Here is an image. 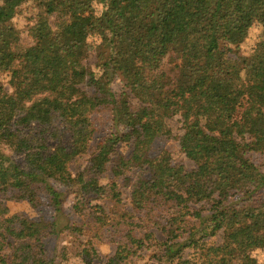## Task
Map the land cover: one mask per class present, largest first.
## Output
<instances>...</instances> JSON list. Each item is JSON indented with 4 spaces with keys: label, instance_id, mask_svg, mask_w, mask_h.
Listing matches in <instances>:
<instances>
[{
    "label": "trees",
    "instance_id": "16d2710c",
    "mask_svg": "<svg viewBox=\"0 0 264 264\" xmlns=\"http://www.w3.org/2000/svg\"><path fill=\"white\" fill-rule=\"evenodd\" d=\"M26 1L0 0V74H8L12 88L0 81V190L32 204L44 191L62 215L64 192L55 184L77 188V208L89 204L90 194L104 193L99 177L115 152L116 176L137 171L131 188L136 209L176 206L162 225L163 256L171 263L260 264L252 252L264 249V167L249 154L264 155V0H34L41 12L30 46L12 23ZM255 26L262 32L253 53L232 59ZM92 52L94 64L88 62ZM171 53L180 60L179 73L167 84L159 69ZM119 77L121 92L112 87ZM73 103L77 109L66 110ZM100 106L113 111L117 130L99 144L88 170L73 176L67 164L87 149L94 134L90 113ZM175 115L184 128L181 149L197 164L190 170L167 151L151 154L156 139L171 133L166 119ZM59 117L72 136L70 148L56 147L61 169L47 151V132ZM33 123L39 127L22 135L20 127ZM123 142L131 145L128 155L118 150ZM8 146L25 152L27 167L5 151ZM201 200L211 205L193 210L190 203ZM58 231L57 220L7 215L1 199L0 261L49 264L45 238ZM220 231V244H203V237ZM145 238L129 230L109 264ZM187 247L198 253L186 257Z\"/></svg>",
    "mask_w": 264,
    "mask_h": 264
},
{
    "label": "rangeland",
    "instance_id": "374dc122",
    "mask_svg": "<svg viewBox=\"0 0 264 264\" xmlns=\"http://www.w3.org/2000/svg\"><path fill=\"white\" fill-rule=\"evenodd\" d=\"M41 6L36 1H26L20 5L12 23L20 33L21 43L25 46L33 45L35 40L30 34L31 27L37 21V15L41 12ZM98 12L103 10L101 4H95ZM55 17H51L52 24ZM262 32L260 26L251 29L245 40L241 43L236 53H231L232 59L239 60L240 57H249L256 46L258 38ZM96 61V54L92 52L88 58L90 64ZM180 60L174 54H168L159 72L165 75L167 84L172 83L179 73ZM9 76L7 73L0 74V81L6 89L12 90L9 85ZM122 78H117L112 87L115 91L124 90ZM91 93L93 88H86ZM131 93L130 90H127ZM133 105L138 100L132 97ZM78 107V106H77ZM76 105L66 106V110L77 109ZM90 119L93 124L94 134L84 152L78 154L68 164V169L73 176L79 172L88 170L92 157L96 154L99 144L110 137L117 128L115 127L113 111L102 106L95 108L90 113ZM167 125L171 130L169 135L160 136L153 144L151 154L163 155L167 151L171 161L177 164H183L187 169H193L197 166L196 162L190 159L181 149L180 138L184 133L183 124L180 115H175L166 119ZM31 128L21 126V134L27 135L35 131L39 126L36 123L30 125ZM26 129V130H25ZM48 156L49 161L58 169L64 166L62 157L56 152L57 146L70 148L72 145V136L70 126L62 119L56 118L53 121L50 131H48ZM118 150L123 155L131 152V145L120 143ZM5 151L22 166L27 167L25 152L17 150L15 147H6ZM251 159L261 168L264 167V155L261 152H250ZM115 152L111 155V161L107 164V169L100 177L99 181L104 186L105 191L100 195L90 194L89 204H79L78 192L76 187H65L55 184L64 192L63 214L59 215L50 205L49 199L44 191H40L41 199L37 204H32L27 199L14 197L12 192L5 193L0 190V201L3 199V205L6 207L7 215L21 213L30 218H43L48 221L57 220L59 231L50 234L45 238L49 264H109L110 257L115 255L117 244L123 236L131 229H134L136 236L144 237L145 234L152 233L153 236H146L142 247L137 248L131 253H127L126 258L119 261L118 264H173L163 256L161 242L165 241L166 235L163 232L162 225L166 218L177 209L172 203L163 209V203H148L146 207L136 209L132 200L131 188L136 180V170L130 169L120 176L115 175L113 165L115 164ZM116 185H112L115 183ZM116 189V193L114 194ZM112 190V191H111ZM192 191L203 197L200 188L195 186ZM206 200L190 203L191 208H205ZM211 205V203H210ZM208 205V206H210ZM209 208V207H206ZM102 216V219L98 217ZM69 225L66 227V224ZM201 234V233H200ZM197 233V237L201 235ZM222 231L215 236L203 237V244H220L222 242ZM206 245V246H207ZM10 249H8V252ZM198 253L197 250L187 247L185 249L186 257H193ZM258 263L264 264V249L257 248L252 252ZM0 264H10L6 258L0 261ZM13 264V263H12Z\"/></svg>",
    "mask_w": 264,
    "mask_h": 264
}]
</instances>
